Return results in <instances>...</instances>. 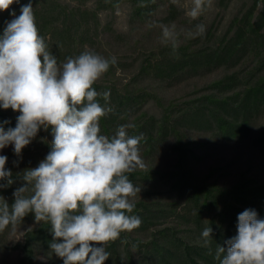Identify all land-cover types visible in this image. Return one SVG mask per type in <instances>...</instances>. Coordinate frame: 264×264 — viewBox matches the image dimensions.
<instances>
[{"label": "rangeland", "instance_id": "obj_1", "mask_svg": "<svg viewBox=\"0 0 264 264\" xmlns=\"http://www.w3.org/2000/svg\"><path fill=\"white\" fill-rule=\"evenodd\" d=\"M54 1L56 0H31L33 11L40 13L42 7L49 9L46 5L54 4ZM57 1L58 7L77 9L79 11L75 12L77 14H83L81 12L85 11L84 14L89 17L91 11L95 12L89 17V34L85 36L86 41L82 50L70 53L64 51L56 57L58 63L64 62L67 57L78 56L84 51H94L106 58L115 56L117 63L110 66L108 72L96 81L93 87L99 93L110 91L108 104L112 108L115 106L113 101L117 99V95L124 96L126 93L134 97L141 95L137 105L121 112L126 115L119 116L120 125L134 126L140 124L142 118L148 120V125L157 124L161 120L165 122L163 134L155 130L153 139L150 141L144 139L141 143V156L146 168L129 174V179L135 186L141 188L140 193L134 198L135 208H141L139 204H143L145 210L142 211L149 217L151 213L158 212L157 205H159L161 214H166L168 217L162 219L159 226L143 223L131 232H124L125 242H122L115 252H110L104 264H146L148 261H139L143 249L136 245L143 246L149 243L158 229L168 231L166 235L172 241H179L181 238L183 241L181 249L197 244L203 229H196L194 205L198 203L203 206V204L197 202L196 198L191 199L190 194L193 191L191 187L187 191L180 188L175 192L173 189L175 178H182L180 173L186 168L191 169L192 174L196 176L195 187L198 185L204 190L201 191L200 199L209 197L214 202V206L204 208L202 217L206 219L214 217L228 198L232 203L230 205L237 209L236 213L240 214L238 210L243 212L246 209H254L258 218L264 219V138L262 137L261 143L258 141L264 129V104L250 110V117L243 124L242 129L232 136L218 132L216 125L213 130L210 124L201 128L190 124L189 126L184 115L188 109L193 110L197 107H202L205 112L214 109V104L209 100L205 101L204 97L213 96L214 101L219 104L216 109L222 111L223 107L226 109L230 107L229 104L232 102L226 99L227 97L229 98L233 93L243 97L246 93V88L250 86L246 83L250 70L257 69V60L264 55V43H257V39L255 41L251 39L255 34L247 32L249 30L241 19L245 14L248 16L247 11L252 6L253 0H212L211 7L196 20L186 14L192 7V0H156L154 7L149 5L153 9L148 12L143 10L138 12L139 6L146 5L143 0L138 2L137 0H101L102 6L100 0ZM29 2L30 0H19V3L11 5L2 15L5 16L4 21L8 22L14 18L12 12H15L16 16L20 15L21 6ZM111 4H114V8H109ZM103 6L104 8L101 9ZM259 9L260 7L250 16L251 23ZM173 23L181 33L179 47L175 51L170 45L165 46L160 42L159 26H170ZM197 24L206 26L205 34L187 38V31L194 29ZM239 26L244 29L241 40L249 35L247 45L250 48L246 52L235 54L236 57L233 58L223 59L219 64L212 65L209 70L199 69L196 73L190 65H185L178 72L181 76L179 78L175 76L177 71L172 70L177 68L176 62L183 53L189 55L197 51H213L231 41ZM263 31H258L256 35ZM162 61L163 65H159ZM169 73L172 75H168ZM262 74L264 75V70ZM259 76H262L261 73ZM229 77H235L237 81L229 82ZM240 96L235 102L236 105L241 101ZM97 100L104 105L102 96H98ZM242 111L237 108L231 114L242 122ZM18 115L19 113L12 109L5 110L0 107V116L5 120L11 119L16 123ZM197 116L195 115L194 119L198 118ZM108 126L110 130L100 126L101 134L111 137L115 135L118 125ZM130 128L127 131L131 136ZM152 130L148 129L146 133ZM146 133L140 132L144 138ZM52 140L51 128L47 131L41 129L36 138L22 150L20 156L15 154L13 145L0 150V155L8 158L5 167L11 171L13 179L10 186L0 188V197H3L9 206L14 203V191L26 183L23 180L24 171L37 167L45 159L51 150ZM182 154H185L188 166ZM0 184H7V181H0ZM248 188L256 189L252 199L248 195L241 196ZM237 197L240 200L235 199ZM175 205V212L170 211L171 207L174 210ZM187 207H190L189 211ZM43 223H37L34 213H29L15 229L9 226L0 232V264L22 262L23 264L30 262L63 264V259L52 252L50 239L32 241L30 247L34 248L25 255L24 245L29 232L35 231ZM215 224L218 225V221ZM138 240L142 242L138 243ZM92 246L96 247L94 243Z\"/></svg>", "mask_w": 264, "mask_h": 264}, {"label": "clouds", "instance_id": "obj_2", "mask_svg": "<svg viewBox=\"0 0 264 264\" xmlns=\"http://www.w3.org/2000/svg\"><path fill=\"white\" fill-rule=\"evenodd\" d=\"M14 3L19 0H0V11ZM211 4L192 0L186 14L196 20ZM11 15L0 35V107L19 115L14 128L0 126V150L13 145L20 156L41 129L51 128L53 140L45 159L24 171L26 183L14 191V203L9 206L0 197V232L15 229L34 213L37 223L51 225L50 248L63 264H104L110 255L105 250L108 242L142 223L131 215L141 188L129 174L146 168L140 148L144 137L130 136L127 129L132 125L118 126L111 137L101 134L100 120L113 108L108 105L110 91L99 93L93 85L117 63L116 57L84 51L58 63L39 34L31 0L21 6L20 15ZM159 27L161 44L178 49L181 33L176 25ZM205 32L206 26L197 24L186 37ZM7 159L0 155V181H7L0 188L13 183ZM212 241V228L205 227L197 243L219 264H264V219L254 209L238 215L237 234L224 242L226 246L216 244L213 253Z\"/></svg>", "mask_w": 264, "mask_h": 264}, {"label": "trees", "instance_id": "obj_3", "mask_svg": "<svg viewBox=\"0 0 264 264\" xmlns=\"http://www.w3.org/2000/svg\"><path fill=\"white\" fill-rule=\"evenodd\" d=\"M56 1H54V4L52 3L46 5V7H49V9L42 7L40 9L41 12H34V15L36 18V24L39 30V34L45 39V42L48 45V50L55 57H59L58 55L63 54L64 51H66V53H70L71 51L79 52L82 50V47L86 41L85 36L89 34V17L90 15H94L95 12L91 11V13H89V17L87 16V14H84L85 11L81 12L83 14H77L79 12L77 9L58 7L56 5L58 1ZM138 1L142 0H137L136 2ZM143 1L146 3V5L139 6L138 9L140 10H138V12H140L141 10H143L144 12L152 10V7H154L156 0ZM100 5H103V3H101V0ZM149 5H151L152 7ZM258 7H260L259 12L251 23L250 16H252L256 12V10H258ZM103 8L104 6L101 7V9ZM109 8H114V4H111ZM94 10H96V7ZM6 11H2L0 13V35H2L3 30L6 27V22L4 21L5 16H2ZM247 12H249L248 16L245 14L243 18H241L243 20V23L247 26L246 28H248L249 30L247 32L251 33L252 35L255 34V36L251 38L253 39V41L257 39V43H264V31L261 34L256 35L258 34V31L264 30V0H253L252 6ZM1 16L3 17V19L1 18ZM81 21H83L84 23H82ZM242 31H244V29L239 26L238 31L234 33L235 36L231 41L226 44H222V46H220L221 48L218 47L213 51H197L194 53H190L189 55H185L183 53L180 60L176 62L178 63L177 68H175V70H172L177 71L175 76L178 78L181 76V73L179 74L178 72H180L181 69L185 67V65H190L191 69H194L193 72L196 73L199 69L209 70L210 68H212V65L219 64L223 59H227L228 57L233 58L236 57L235 54L239 55L238 53L240 52H246V50L250 48L247 45V39L249 38V35H246L247 37H244V39L241 40V38L243 37ZM47 36L49 37L46 41ZM76 42H78V45L76 44ZM183 56L185 57L183 58ZM257 62V69L253 68L252 70H250V76H248V80H246V83H249L250 86L246 88V93H244L243 97H241L238 93H233L232 96L226 98L232 101L229 104L230 107H228L227 109L223 107L222 111H218L216 109V106H219V104L214 101L213 96L208 98L204 97V100H209L211 103L214 104L215 108L208 109L206 110V112L202 107H197L196 109L193 108V110L188 109L187 112L184 114L186 123L188 125L190 124L192 126H198L200 128L204 127V125L210 124L209 126L212 130L214 129V125H216L218 132L228 133L229 136H232L234 133H238L239 130L242 129L243 124L246 123V120H248V118L250 117V110L256 109L259 105L264 104V75L262 74L264 70V55H261ZM161 64L163 65V61L159 63V65ZM259 71L262 76H259ZM168 75L172 74L169 73ZM229 78V82L235 83V81H237V78L235 77ZM222 83L226 84L224 81ZM239 96L241 97V101L238 105H236L235 102ZM140 98L141 95L134 97L132 94L128 93H126V95L124 96L117 95V99L113 101L115 103L113 111L107 116L101 118L100 126L108 130H110L108 126L109 124L119 126V116L126 115L121 112H125L126 110L134 107L137 103V100H139ZM108 105L110 106V104ZM237 108L243 110L241 112V116L243 117L242 122L239 118L234 117V115L231 114L234 112V109ZM195 115H198V118L194 119ZM140 120V124H135L133 127L130 128L131 136L140 135V132L144 134L147 132L148 129H153L152 131L146 133V138H144L147 139V141H150V139L154 138L153 131L154 134L155 130L157 131V133L160 134H163L165 132V122L163 120H161L157 124L152 123L150 125L147 124L148 120L145 121L143 118ZM4 121H8V123L5 124ZM14 125H16L15 121L11 119L5 120V118L0 116V126H3L5 130L9 127L13 128ZM262 137L264 138V129L261 132V138H259L258 140L260 143L263 140ZM144 139L141 143L144 142ZM182 157L184 161H186V165L188 166L185 154H182ZM181 172L182 173H180V175L182 176V178H175L176 183L173 189L175 190V192H177L180 188L186 189L187 191L188 188L191 187L193 189L190 194L191 199L196 198L197 202H201L203 204V206L198 205V203L194 205V209L196 211V220L194 222L197 224V230L204 229L205 227L212 228L213 241L211 244V248L214 253L216 244L226 246L224 242L237 234V224L239 215L238 213H236L237 209H234V207L230 205L232 204L231 200L227 198L221 210L216 212V215L214 217L208 219L202 217V211H204L208 207L214 206V202L209 197L200 199V196L202 195L201 191L204 190L198 185L197 187H195L194 180L196 176L192 174L191 169L186 168L184 171ZM255 191V188H248L247 191L244 192L241 196L248 195L252 199ZM235 199L240 200L238 197ZM249 203H247V205ZM139 206L141 208H135L131 214L139 216L142 221L141 224L144 223V225H149V223H152L153 226H159L161 220L168 217L166 214H161L162 210H160L161 206L159 205H157V208L159 209L158 212L155 211L153 214L151 213V216L149 217L142 211V209L145 210L144 205L140 203ZM189 209L190 207H187L188 211ZM175 210L176 205L174 206V210L173 207H171L170 209V211L173 212H175ZM191 210H193V207L191 208ZM238 211L242 213L241 210ZM217 221L218 225L215 224ZM156 232L157 233H155L153 239L149 243L147 242L146 245H136V247L139 246L142 247L140 249H143L141 252L142 256L139 260L140 262L148 261L146 262V264H219V262L214 259V254L210 255L209 249L200 246L199 243L194 244L193 247L187 246L181 249V246H183V241L181 240V238H179V241L174 240V242L171 238L168 239V236L166 235L168 231H166L165 229H158ZM53 237L54 234L52 232L51 225L46 223L41 224L38 229L29 232L27 242L25 241L26 243L24 245L25 255L30 253L34 248L33 246L30 247L32 241L37 242L40 239H50L51 241H53ZM123 238L124 232L120 234V237L117 240L108 242V244L105 246V250L109 253L115 252L116 249L121 246L122 242H125ZM126 240L128 241V238H126ZM58 242H62V240ZM137 242L141 243L142 241L138 240ZM94 244L96 245V247L101 245L96 243ZM21 264H23V262ZM30 264L34 263L30 262Z\"/></svg>", "mask_w": 264, "mask_h": 264}]
</instances>
